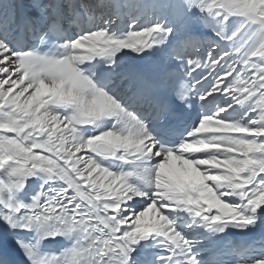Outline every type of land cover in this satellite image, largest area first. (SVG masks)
I'll list each match as a JSON object with an SVG mask.
<instances>
[{"label": "snow or ice", "instance_id": "1", "mask_svg": "<svg viewBox=\"0 0 264 264\" xmlns=\"http://www.w3.org/2000/svg\"><path fill=\"white\" fill-rule=\"evenodd\" d=\"M257 229L264 0H0V264H264L202 258Z\"/></svg>", "mask_w": 264, "mask_h": 264}, {"label": "bare ground", "instance_id": "2", "mask_svg": "<svg viewBox=\"0 0 264 264\" xmlns=\"http://www.w3.org/2000/svg\"><path fill=\"white\" fill-rule=\"evenodd\" d=\"M24 2H28V0H24ZM143 2L144 3H152L153 2V0H143ZM203 56H204V58H205V60H206V57H207V53L205 52V53H203ZM193 59H195V57H193ZM201 70H197V76L199 75V72H200ZM229 79H231L230 77H229ZM206 243H207V240L204 238V240H203V247L206 249V251H207V246H206ZM206 254H207V252H206ZM206 254L202 257V258H206Z\"/></svg>", "mask_w": 264, "mask_h": 264}]
</instances>
